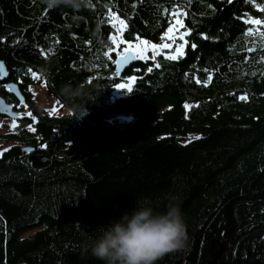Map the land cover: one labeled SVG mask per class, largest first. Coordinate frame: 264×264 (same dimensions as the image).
Returning a JSON list of instances; mask_svg holds the SVG:
<instances>
[{"label":"trees","instance_id":"16d2710c","mask_svg":"<svg viewBox=\"0 0 264 264\" xmlns=\"http://www.w3.org/2000/svg\"><path fill=\"white\" fill-rule=\"evenodd\" d=\"M257 6L264 0H89L79 10L0 0V96L18 120L0 133L10 149L0 156V264H102L86 246L141 203L178 204L187 227L188 247L156 264H264V47L246 35L264 26L244 23L264 19ZM177 11L191 33L183 57L135 61L121 73L138 78L134 92L114 95L110 13L128 24L126 38L158 43ZM10 81L35 122L19 117ZM37 81L64 112L30 97ZM64 85L81 94L65 98Z\"/></svg>","mask_w":264,"mask_h":264},{"label":"clouds","instance_id":"9594fccd","mask_svg":"<svg viewBox=\"0 0 264 264\" xmlns=\"http://www.w3.org/2000/svg\"><path fill=\"white\" fill-rule=\"evenodd\" d=\"M44 2L48 8L79 10L89 6V0ZM61 94L71 99L80 95L81 90L64 85ZM188 242L187 227L178 204L169 205L166 211L158 212L150 204L141 203L104 226L101 234L86 249L102 264H156L168 253L184 251Z\"/></svg>","mask_w":264,"mask_h":264},{"label":"snow or ice","instance_id":"6c2138e0","mask_svg":"<svg viewBox=\"0 0 264 264\" xmlns=\"http://www.w3.org/2000/svg\"><path fill=\"white\" fill-rule=\"evenodd\" d=\"M231 2V0H229ZM251 2V0H249ZM258 10L264 12V7L257 6ZM186 15L185 13L173 12L172 18L169 21V27L166 29L163 35H161L160 40L161 44H153L150 41L143 40L139 36L135 38L136 43H133L130 39L126 38L125 34L130 37L131 33L128 32V24L124 19H121L119 16L110 13V18L108 23L111 25V30L113 34L109 36L110 44L108 45V51L104 53L107 57L108 61H111L115 65V75L120 78L119 82L116 80L113 81V86L117 90H122L125 94H132L134 92V86L139 83L137 77L132 76L125 79L121 75V68L124 65L129 64L131 61H156L158 56H163L166 60H178L183 57L184 47L188 44V41L185 39V36L191 35L190 31L186 28L183 21L179 19L180 16ZM245 24H252L257 26H264V19H252L249 17L244 20ZM185 29L184 32H180V29ZM256 33L261 38V46L264 47V31H261L259 27L256 29H248L246 35L251 36L253 33ZM207 39V37H205ZM182 41L183 43H177V41ZM168 41H171L169 43ZM56 43L59 44V40H56ZM175 45V48H173ZM191 47H195V45H191ZM165 49H171L170 52H165ZM254 49H249V51H253ZM151 52V56H148V53ZM113 53H115V57H113ZM154 67L159 68L160 63H155ZM0 68H3V64L0 63ZM148 71H152V67L148 68ZM207 71V70H205ZM28 74L35 80H40L41 77L38 76L32 69H28ZM200 82V81H197ZM207 82H211V75L208 76ZM20 84L23 85V81H20ZM0 86H4L0 83ZM44 86L47 87V82L44 83ZM15 90V85L9 87V91ZM27 92H30L33 97L36 95L31 85L26 86ZM242 100H246L247 96L240 97ZM23 106L24 108L28 107V104L25 102V97L22 95L19 100V104L17 105ZM192 106L185 104L186 109H190ZM58 113V109L53 108L50 115H56ZM27 117H31L33 122H35L36 117L33 115L31 111H28L25 114ZM11 128L15 130L17 128V124L13 123ZM29 131H35V127L33 125H29ZM194 139H200V137H190L186 143H191ZM43 146V145H41ZM10 149H4L3 152H0V156H3L4 153L9 151Z\"/></svg>","mask_w":264,"mask_h":264},{"label":"rangeland","instance_id":"374dc122","mask_svg":"<svg viewBox=\"0 0 264 264\" xmlns=\"http://www.w3.org/2000/svg\"><path fill=\"white\" fill-rule=\"evenodd\" d=\"M164 32H163V34H164ZM180 32H184V29L181 28ZM143 40H145V39H143ZM131 41L133 43H136L135 39L131 40ZM168 42L171 43V41H168ZM151 43L159 45L162 42L160 40V42H158V43H155V42H151ZM177 43H183V42L178 40ZM173 48H175V45H173ZM170 51H172V50L171 49H165L166 53L170 52ZM148 56H151V52L148 53ZM114 58H116V57L114 56ZM128 77H132V76H127V77H124V78L127 79ZM28 85H31L32 89L36 93V95L33 97V95L29 92L30 97L35 99L43 107V109L47 113H50L53 108L58 109V113L57 114H60V113L65 111V109H62V107L57 102V100L54 98V96L47 91V88L44 86V82L43 81H39V82L37 81V82H34L33 84H28ZM120 92H121V90H117L116 88L113 89V94L114 95H118ZM18 104H19V102H18ZM19 108H21V110H22L21 112H18L19 117L25 116V114L28 112L27 111L28 109L24 108L23 106H19ZM0 116H3V115L0 114ZM9 117L10 116L0 117V132L10 130L11 129V125L13 123H16V124L18 123V120L16 121L15 118H12V117L9 118ZM8 146H9V144H1L0 143V152H2Z\"/></svg>","mask_w":264,"mask_h":264},{"label":"water","instance_id":"95a60500","mask_svg":"<svg viewBox=\"0 0 264 264\" xmlns=\"http://www.w3.org/2000/svg\"><path fill=\"white\" fill-rule=\"evenodd\" d=\"M134 62L135 61H131L129 64L124 65L121 68V73H123ZM0 63L3 64V68H0V80L3 81L4 79H6L9 76V70L7 69L5 63L2 60H0ZM6 85L8 87H11L12 85H15V90L10 91V93L14 94L16 96V98L18 100H20V97L22 96V94L18 90L17 85L14 82H12V81L7 82ZM0 114L7 115V116H10V117H15L16 116V110L13 108V106L11 104L7 103L4 100V98L1 97V96H0ZM34 149H35V145L34 146L33 145L32 146H24V147H21V152L23 154H25V153H29V151L32 152Z\"/></svg>","mask_w":264,"mask_h":264},{"label":"flooded vegetation","instance_id":"af4514ba","mask_svg":"<svg viewBox=\"0 0 264 264\" xmlns=\"http://www.w3.org/2000/svg\"><path fill=\"white\" fill-rule=\"evenodd\" d=\"M7 103H9V104H13L11 101H7ZM15 105L17 106L18 104L17 103H15ZM15 107V106H14ZM18 107V106H17ZM0 117H5V116H0ZM1 133V132H0Z\"/></svg>","mask_w":264,"mask_h":264}]
</instances>
